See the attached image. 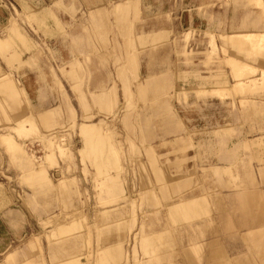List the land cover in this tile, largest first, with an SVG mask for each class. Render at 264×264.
Returning <instances> with one entry per match:
<instances>
[{
  "label": "rangeland",
  "instance_id": "1",
  "mask_svg": "<svg viewBox=\"0 0 264 264\" xmlns=\"http://www.w3.org/2000/svg\"><path fill=\"white\" fill-rule=\"evenodd\" d=\"M239 32L264 0H0V264H264V51L225 52Z\"/></svg>",
  "mask_w": 264,
  "mask_h": 264
},
{
  "label": "crops",
  "instance_id": "2",
  "mask_svg": "<svg viewBox=\"0 0 264 264\" xmlns=\"http://www.w3.org/2000/svg\"><path fill=\"white\" fill-rule=\"evenodd\" d=\"M119 4L123 6V11L127 9L126 3H117L114 6V8H116ZM115 11H116V9H115ZM117 13H120V12H117ZM91 15H94V13H91ZM196 20H198L197 15L194 16V18L191 20L190 24L191 25L195 24V21ZM251 34H257V33H255V32H247V33H241V32H239V33H234V34L228 35L227 38L224 39V43H223V49H224V51L226 52L230 48L232 50L238 51L239 53H242L244 51H250V50L256 51V52H259V53L260 52H263L264 51V48L263 49H253L252 46L247 45V44L243 43L242 41H239L237 44H233L230 41V38H232V37L242 38L244 36L251 35ZM260 34H262V33H260ZM146 36H148V37L149 36H152L150 38H151V41H153V43L155 41L159 40L158 39L159 38L158 37L159 35L156 34V33L153 34V35H146ZM0 40L8 41V38H0ZM140 40H141V43L142 44L146 41L144 39V37H143V39L141 38ZM241 40H243V39H241ZM227 61H228L229 67L231 68V72H232L233 76L237 80V84H241L242 83L243 85H246L245 91L246 90H253L255 88L256 83L254 84V86L253 85L251 86V84H252L251 82H252V80L258 79V78H254L253 79L251 77V75H254L257 72V69L256 68H253L250 65H246L244 63H240L238 61H235V60H233L231 58L227 59ZM263 72H264V70H262V73ZM5 76L9 77L8 75H2V76H0V79H2ZM41 86H42V84H38V86H35V89L34 88L32 89L30 87H27L26 90L24 88H22L21 91H22V93L24 95H26V98H27V95H29V93L33 94V96L35 95L36 97H38V92H39V89L41 88ZM225 90L226 89H224V90H222V89L221 90H213V91L217 92V91H225ZM143 91H144V89H143ZM160 92H161V89H158L157 93H160ZM208 92H211V91H207L205 93L208 94ZM17 93L20 94V90L16 86V87L13 88V90L11 92L4 94L5 95V100L6 101L7 100H9V101L15 100V98L17 96ZM209 94H212V93H209ZM213 94H215V93H213ZM100 102H102V101H100ZM41 115H42V121L46 124V126L48 128H52L54 126V120H53L54 119V115H53L52 111H48V110L47 111H44ZM20 123H22V122H20ZM214 170H219V169L215 168ZM196 201H198V198H194V199H191V200H184L182 202H179V203L170 205V208L172 206L174 207L177 204H186L187 203V205H184L185 206V209H187L189 207V204H194ZM249 215L250 214H247V217L248 218H249ZM254 219H256V218L254 217ZM250 221H251V217H250Z\"/></svg>",
  "mask_w": 264,
  "mask_h": 264
},
{
  "label": "bare ground",
  "instance_id": "3",
  "mask_svg": "<svg viewBox=\"0 0 264 264\" xmlns=\"http://www.w3.org/2000/svg\"><path fill=\"white\" fill-rule=\"evenodd\" d=\"M241 39H243V40H241ZM230 41H231V43H233V44H237L239 41H242L243 43H245V44H247V45H254V44H263L264 43V33H262V34H251V35H247V36H244V37H242V38H239V37H232V38H230ZM0 44H2V45H6L7 46V41H4V40H0ZM0 47H2V46H0ZM8 48V47H7ZM1 49H3V47L1 48ZM6 49V48H5ZM262 78H264V77H262ZM2 79H0V81H1ZM263 80V79H262ZM258 81H261L260 79H254V80H252V84H255V83H257ZM250 83V84H251ZM242 84V83H241ZM241 84H238L239 85V88L241 87L240 85ZM243 85V84H242ZM5 86H7V85H5ZM8 86L10 87V85L8 84ZM3 89V88H2ZM4 89H6V88H4ZM11 89V91H12V88H10ZM0 91H1V93H3L4 92V94H5V91H6V93H7V91L9 92V89H6V90H1L0 89ZM10 91V92H11ZM218 92H220V91H217V92H215V91H211V92H208V94L209 93H215V94H217ZM79 125V124H78ZM99 126H101L100 125V123H95V122H91V121H87V122H85V123H82L81 125H79V130H81V132H83L84 133V136H88V137H90V138H93V137H95V136H99L100 135V128H99ZM102 127V126H101ZM101 132H102V130H101ZM3 137L7 140L8 139V136H6V135H3ZM10 144H11V140H10ZM13 146V143L11 144V147ZM58 151H59V149H58ZM48 156H49V154H48ZM51 157H52V155H51ZM260 205V204H259ZM262 205V204H261ZM113 252H114V250H113ZM119 258V257H118Z\"/></svg>",
  "mask_w": 264,
  "mask_h": 264
}]
</instances>
